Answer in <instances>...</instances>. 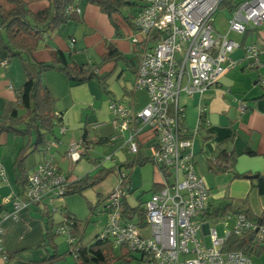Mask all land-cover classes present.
Listing matches in <instances>:
<instances>
[{
	"label": "crops",
	"instance_id": "1",
	"mask_svg": "<svg viewBox=\"0 0 264 264\" xmlns=\"http://www.w3.org/2000/svg\"><path fill=\"white\" fill-rule=\"evenodd\" d=\"M21 1L34 12L49 5L48 0ZM0 6L8 10L13 7V4L7 0H0ZM75 6L79 9L78 20L61 25L51 33L49 40L46 37L40 40L29 60L24 58L23 61L19 56L9 57L7 51L0 45V63L5 62L4 65L0 64V114L5 104L15 99V92L26 81V73L30 76L36 75L37 67L34 62L50 60L51 49L61 50L69 61L85 64L98 63L106 52L107 46L111 45L125 57L132 58L134 63L136 62L138 50L131 41V35L135 33V30L125 21V17L132 19L139 5L122 7L120 12L115 14V26L107 14L87 0H77ZM46 42L50 44L49 47L45 46ZM250 43L261 50L259 59L263 64L262 67L252 68L247 64L243 46ZM229 56L235 61V65L219 77L217 84L192 96L184 93L179 96V102L184 109L183 126L186 131L192 133L194 168L205 181L210 193L206 213L198 231L202 237L208 236L209 227H214L211 226L210 221L215 217L210 216V213L215 207L229 202L235 204L241 202L254 216L261 215L264 208V195L258 192L254 186L255 178L251 177L255 174L264 175V86L259 83V77L264 68V21L258 27H247L241 37L240 46ZM109 72L111 75L106 82L110 94L105 95L99 82L94 79L72 83L61 71L54 69L44 71V82L55 99L53 112L61 114V123L57 125L61 134L53 129L54 139L47 136L49 142L46 149L30 152L25 160V167L30 173L38 162L50 161L72 182L92 175L93 168L99 165L105 167L100 160L102 156L108 154L113 160L110 167L118 164L119 167H114L118 173H128L127 178L124 181L122 179L119 184L128 205L134 207L142 203L144 206L149 198L144 201L145 198H140L134 190L141 187L143 193L148 191L152 193L160 179L158 171L155 172L154 168L150 169L149 164L134 166L131 170L121 165L133 161L137 155L141 158L149 157L152 149L150 139L145 135L142 136V141H139V151L136 154L130 153L120 139L110 141L115 127L109 105L114 99L116 102L138 110L146 104L147 94L144 90L134 88L135 74L127 70L124 63L118 62L115 66L112 62L106 63L101 66L98 74L103 75ZM237 99H241L246 104L245 112H239ZM200 105L205 107V120L203 119L204 122L199 125ZM19 112L22 111L19 110ZM62 127H65L63 132ZM197 127L198 130L193 133ZM84 131L87 132L91 143L88 148L84 147L90 159L82 157L79 161L72 163L67 159V151L71 143H81ZM123 135L126 136L127 132ZM34 139L35 135L32 134L31 142ZM27 141L28 139L24 136L5 132L0 134V165L5 171V181L0 182V211L12 210L14 196H21L18 194L15 182L13 163L19 149ZM97 145L98 148L102 145L103 152H96ZM219 149L227 152L234 151L237 155L236 160L228 165L229 169L223 172L211 170ZM100 166L98 168H101ZM146 171L149 179L146 184H143L142 173ZM235 173H250V176L235 177ZM115 186L109 189L106 196ZM97 194H102V191L98 190ZM82 195L89 201L88 211L87 209L85 211L81 201L74 204L72 198L58 199L56 204L79 222H83L86 218L92 221L93 214L104 211V208L97 210V206L100 202L105 205L106 196L100 200L95 199L91 192L84 191ZM89 206L93 208L91 214H89ZM78 209L84 212L81 214ZM54 216L53 214L52 218L56 224L59 219ZM236 216L231 215L229 219H225L224 224L227 225L222 229V237L225 236L227 229H232ZM1 225L3 227L2 251L11 256L8 264H37L43 260L45 250L39 245L43 241L44 221L36 206L31 204L22 208L17 213L16 219H6ZM56 244L59 253L65 252L59 250L58 242ZM263 255L264 253L260 257ZM0 264H4L1 253ZM59 264H67V262Z\"/></svg>",
	"mask_w": 264,
	"mask_h": 264
},
{
	"label": "built area",
	"instance_id": "2",
	"mask_svg": "<svg viewBox=\"0 0 264 264\" xmlns=\"http://www.w3.org/2000/svg\"><path fill=\"white\" fill-rule=\"evenodd\" d=\"M223 1L142 0V6L132 16L136 31L131 41H145L146 45L139 54L133 85L146 92L147 102L138 110L116 101L110 103L115 127L110 141L120 139L130 153L136 154L145 135L152 148L149 158L160 179L156 183L158 189L144 203V225L120 220L123 191L119 187L111 191L104 205L107 214L100 238L110 239L113 248L123 245L137 253L138 264H253L242 251L224 250L223 244L231 232L240 235L256 229L258 242L264 236V227L239 214L224 237H219L214 227L208 228L211 245L205 246L197 237L210 193L194 168L192 133L185 135L179 96H192L217 84L219 77L235 65L229 54L240 46L247 27H258L264 21V0H236L234 9L229 10L226 31L216 32L213 16ZM74 10L79 12L77 7ZM243 49L250 67H262L261 50L255 44H246ZM259 83L264 86V68ZM237 103L239 112H245L246 104L241 99ZM199 112L200 125L205 119L203 105ZM196 130L198 127L193 133ZM81 150L80 143H71L67 158L76 162ZM2 181L5 171L0 165ZM68 184L69 179L52 162L35 165L21 196H14L12 210L0 214V253L4 264H8V255L2 251V220L16 219L17 213L31 204L48 206L52 215L59 212L61 218L54 230L66 235L68 243H74L69 233L72 215H66L60 206L50 208L56 198L65 194Z\"/></svg>",
	"mask_w": 264,
	"mask_h": 264
},
{
	"label": "trees",
	"instance_id": "3",
	"mask_svg": "<svg viewBox=\"0 0 264 264\" xmlns=\"http://www.w3.org/2000/svg\"><path fill=\"white\" fill-rule=\"evenodd\" d=\"M7 1L13 4V7L7 10L0 6V45L7 51L9 57L19 56L23 61L24 58L29 60L32 57L39 40H42L44 37L49 40L51 33L56 31L61 25L69 21L78 20V13L74 10L77 0H48V7L36 12L27 8L21 0ZM140 1L142 0H87V2L96 5L101 12L107 14L114 26L115 14L119 13L122 7H134L137 5L140 7L142 6ZM236 4V0H224L220 7H227L232 11ZM125 21L136 31L135 26L132 24V19L125 17ZM151 38L150 41L153 40ZM45 46L49 47L50 44L46 42ZM145 46V41L140 44H134V47L138 50L135 63L132 58L125 57L123 53L111 45L107 46L106 52L101 56L98 63L80 64L69 61L59 49H51L49 51L51 56L49 61L34 62V65L37 67L36 75L30 76L26 73V81L15 92V99L12 102H7L0 114V134L5 132L16 136H24L28 139L25 145L19 149L13 163L16 174L15 182L19 195L23 193L29 175L25 167L27 156L30 152L46 149L49 142L47 140L48 134H51L54 127L61 123V114L58 113L60 115L58 117L56 112H53L55 99L51 96L44 82V71L49 69L61 71L65 74L67 80L72 83H82L94 79L99 82L105 93L110 94L107 90L106 81L112 71L99 75L98 71L101 66L109 62H112L115 66L118 62H122L125 64L127 70L136 75L139 54L144 50ZM114 101V99L111 100V102ZM19 110L22 112L20 113ZM32 134L35 135V139L31 142L30 138ZM185 135L190 136L191 132L185 130ZM90 144L87 132L84 131L80 143L82 149L81 156L87 159L90 158L87 157L85 149ZM236 156L234 151L227 152L224 149H219L213 163L214 165H211V170L217 172L226 171L229 169L228 165L236 160ZM149 161L152 162L149 157L141 158L140 155H137L133 161L124 163L121 166H124L127 170H131L132 167L143 165ZM115 166L119 167L118 164ZM115 166L110 168L101 167L96 175L85 176L72 182L69 181L65 194H82L85 189L102 179L106 173L113 171ZM122 173H124L122 177L124 181L128 173ZM234 175L235 177H248L250 173H235ZM253 181L258 192L264 195V175L257 174V177ZM157 189V187L154 188V191ZM34 206L37 207L44 221L43 241L39 247L45 250V257L37 264H59L65 259V254L59 253L54 241L57 233L54 230L55 223L52 214L48 206L39 207L40 205L38 204ZM60 209L66 215H71L61 207ZM89 209V214L93 213V208L89 206ZM228 211H231L232 215L244 214L247 218L253 220L258 227H264V208L261 215L254 216L249 208L244 207L241 202L237 204L229 202L220 207H215L210 216H223ZM120 213L121 221H132L137 217L133 222L140 225H144L145 223V209L142 203L130 207L122 196L120 200ZM72 217L73 223L69 233L74 237L75 241L74 243H69L68 251L73 254L76 264H134V261L138 264L140 256L137 253L126 249L123 245L117 247L118 249L113 248L110 239L100 238L101 232L96 234L92 242L82 243V236H78L77 233L84 231L90 218L79 222L74 216ZM258 232L256 229H249L240 235L231 232L223 244V249L242 251L250 258L252 256L260 257L264 253V236L261 242L256 241ZM9 258L11 256H8V260Z\"/></svg>",
	"mask_w": 264,
	"mask_h": 264
},
{
	"label": "rangeland",
	"instance_id": "4",
	"mask_svg": "<svg viewBox=\"0 0 264 264\" xmlns=\"http://www.w3.org/2000/svg\"><path fill=\"white\" fill-rule=\"evenodd\" d=\"M229 15H230V12H229V9L227 7H219V9L214 13V16H213L214 17L213 26H214V29H215L216 32L223 33V32L226 31V29H227V20L229 18ZM39 42H40V40H39ZM105 95H107V93H105ZM111 116L113 117L112 113H111ZM54 129H55L56 132L58 131V133L61 134L59 126H56ZM52 133L51 134H48V136L53 140L54 139V135ZM100 148H98V145H97L96 146V149H95L96 152H100V153L103 152L102 145L100 146ZM150 151L152 152V149ZM151 152H150V154H151ZM107 155L102 156V158L100 160V163L101 164L103 163L105 165L104 168H110V166H111L110 164L113 161L111 159V157L109 155L108 156ZM81 158H82V156L77 161H79ZM67 159L69 160V158H67ZM89 162L92 163L91 160H89ZM146 164H149V166H151L150 169H153L154 168L155 172H157V168H156V166L152 162H150V161L149 162H146L142 166H145ZM97 168H93L92 175H96L99 172V169L100 168H98V170H97ZM141 179H142L143 184H146L147 183V181L149 179V176H148L147 171L142 173V178ZM120 182H122L121 174L118 173V171H117L116 168H113V171L106 173L103 176L102 179L98 180L93 186L85 189L84 191L91 192V193L94 194L95 199L99 198L100 200H102V198L104 196H106V193L109 191V189L112 188L114 185H116L114 189L118 188ZM140 188L141 187L137 188L136 190H134V192H136V194L139 195L140 198H142V197L145 198L144 199V201H145L146 198H149L150 197L151 192L148 191V192L143 193ZM97 189L98 190H101L102 191V194H99L98 195L97 194V191H98ZM113 190H111V191H113ZM66 197L67 198L74 199V204H77V203H79V201H81L84 204V206H85V208H84L85 211H86V209L88 211V207L87 206L89 205V203H88L89 201L87 200V197L84 196V195H82V194H77V193H74V194H64L62 196H59L58 198H56L54 200L53 205L50 204V208H52L54 206L55 207H58V205L56 204V201L58 199H61V198L63 199V198H66ZM75 200H76V202H75ZM107 202H108V198L105 199V203H107ZM99 208H104V211L93 214L92 216H93L94 219H92V221L90 219V221L87 223L84 231H79L77 233L78 236H82V240H81L82 243L92 242L95 239L96 234L99 233L98 231L99 230H102V228L104 226V223L106 221V214H107L106 211H105L104 203L100 202L99 205L97 206V210H99ZM78 212L82 214L84 212V210L78 209ZM54 215H55L54 217L56 219H60L61 218V214L59 212H57V211L54 213ZM231 215H232L231 211H228L223 216L217 217L218 220L215 217L213 220L210 221L211 226H214L215 227V229H216L217 234H218L219 237H222V229H223V227L225 228V225H227V224H224L225 223V219H229V217H231ZM6 219H14V218H11V217L5 218V219L2 220V223ZM136 219H137V217L134 218V220H136ZM2 229H3V227H2ZM229 230L230 229H227L225 231L224 235ZM146 233H147V231L144 230V235H146ZM197 236H198V239L205 246L211 245V240H210L209 236L202 237V236H200L199 233H198ZM2 240H3V235H2ZM54 241H55V243L58 242L59 248H60L59 250L60 251H65V252H63L65 254V259L62 262L66 261L67 264H76L75 261H74L73 254L68 251L69 243L67 241V236L64 235V234H56V236L54 238ZM116 249H118V248H116ZM116 252H118V250H116ZM252 260H253L254 264H264V255L262 257H260V258L252 257ZM133 263L136 264V261H134Z\"/></svg>",
	"mask_w": 264,
	"mask_h": 264
},
{
	"label": "water",
	"instance_id": "5",
	"mask_svg": "<svg viewBox=\"0 0 264 264\" xmlns=\"http://www.w3.org/2000/svg\"><path fill=\"white\" fill-rule=\"evenodd\" d=\"M251 177H253V178H256V177H257V175L255 174V175H253V176H251Z\"/></svg>",
	"mask_w": 264,
	"mask_h": 264
}]
</instances>
